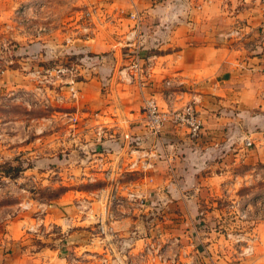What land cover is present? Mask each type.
<instances>
[{"label":"rangeland","instance_id":"1","mask_svg":"<svg viewBox=\"0 0 264 264\" xmlns=\"http://www.w3.org/2000/svg\"><path fill=\"white\" fill-rule=\"evenodd\" d=\"M161 1L136 6L131 0H0V249L47 251L45 262L37 264H264V161L241 166L226 191L209 195L200 207L152 188L142 207L127 195L135 187L127 188L140 179L132 174L144 173L109 177L108 160L100 170L97 158L86 159L95 156L90 140L74 141L78 136L68 131L66 113L78 104L69 99V82L82 90L80 105L86 106V89L97 86L94 74L116 51L90 53L84 41L95 31L105 37L119 19L132 29L131 15L138 12L148 41L158 43ZM185 1H175V8L182 10ZM220 1L227 11V52L263 56L264 0ZM111 2L120 5L116 19ZM212 11L220 15V5ZM114 31L112 38L121 43L125 33ZM119 66L118 71L127 67ZM254 138L250 154L264 158V128ZM158 165L161 188L163 170L171 172L172 166ZM60 170L69 175L63 183ZM64 190L72 208L64 211L68 219L61 233L54 216L45 221L53 212L45 202Z\"/></svg>","mask_w":264,"mask_h":264},{"label":"crops","instance_id":"2","mask_svg":"<svg viewBox=\"0 0 264 264\" xmlns=\"http://www.w3.org/2000/svg\"><path fill=\"white\" fill-rule=\"evenodd\" d=\"M113 1L118 4L124 2ZM131 1L137 6L138 2L148 4L150 0ZM175 1L185 0L160 2L158 43H150L144 26L142 28L139 43L145 51L154 46L160 47L159 51L150 54L144 52L149 59L151 78L143 94L154 98L164 111L177 110L188 102L195 101L204 124L201 137L191 140L185 129L167 123L160 134L163 144L160 143L159 149L156 137L146 127L142 112V93L136 85L128 84L122 79V69L118 71L119 64L129 65V52L132 50L129 47L134 46L133 43L130 46L128 44L134 23L132 29L131 25H124L123 28L120 26L122 19L113 23L105 37H100L95 31L84 41L90 53L112 52L114 49L116 51L112 52L113 55L104 57V64L94 74L97 86H93L90 91L86 89L87 96L91 97L83 102L86 106L80 105L82 97H85L81 90L77 110L66 113L67 126L68 131L73 130L75 136H78L74 141L90 140L88 147L93 148L95 156L86 159L97 158L100 153L107 155V164L117 177L124 178L132 171L129 168L133 159L132 150L141 149L147 153L159 150L161 160L152 159L156 161L155 168L142 175L132 174L134 177L139 175L140 179L132 181L131 188H126L130 190L135 187L131 191L143 194L149 193V188L156 189L159 193L160 189H168L174 195L184 197L180 202L196 208L209 203V195L226 191L229 187L228 178L236 176L241 166L264 161L263 156L250 154V150L255 152V132L260 127L264 128V55L237 56L230 53V50L227 52L222 39L223 21H227L223 17V13H227L222 7L223 1L211 0L210 3H203V0H187L182 10L175 8ZM118 4H109L112 7L110 15H113V11L116 13L114 19L120 16ZM217 5H220V15L212 11ZM153 11L156 13V10ZM262 13L263 11L260 17L263 16ZM217 19L221 22L219 26L216 24ZM246 27L253 30L248 25ZM114 29L125 33L121 43H115L112 38ZM118 44L122 46L118 47ZM125 54L127 58L124 57ZM168 82L171 83L169 86ZM258 109L261 112L255 113ZM70 116L76 119L69 123ZM99 128L104 129L103 136L98 135ZM236 131L237 135L233 136ZM125 134H130L134 142H126ZM137 138L140 140L138 144ZM231 148L236 150L234 156L229 154ZM67 157H78L77 160L80 161L85 158ZM158 162L167 168L170 163L172 166L171 172L163 170L161 188ZM61 174L63 183L69 175L67 172ZM147 179L152 180V183H146ZM67 195L69 191L64 190L58 198L45 202L53 211L45 215V221L49 216H54L58 220L61 233H66L64 226L68 219L64 211L68 212L72 208L66 200ZM15 238L13 236L11 239ZM11 244L14 246L17 243L13 240ZM47 255L50 254L41 249H13L12 253L0 249V264H37L40 259L43 263Z\"/></svg>","mask_w":264,"mask_h":264},{"label":"built area","instance_id":"3","mask_svg":"<svg viewBox=\"0 0 264 264\" xmlns=\"http://www.w3.org/2000/svg\"><path fill=\"white\" fill-rule=\"evenodd\" d=\"M131 20L134 22V27L128 39V44L130 46L132 45L131 43H133L134 46L129 47L132 48L131 52H129L131 55L129 65L126 67V69H122L120 74L122 79H124L128 84L136 85L142 93V112L148 131L156 137V142L159 144V149L160 143L163 144L160 134L167 123H173L176 126L185 129L191 140H198L203 133L204 124L196 108L195 101H190L177 110L164 111L160 108L159 104L154 98L144 96L143 92L148 86V81L151 78V74L149 72V59L145 57V49L139 43V38L142 35L143 20L138 12L131 15ZM137 40L138 43L136 42ZM170 84V82L167 83L168 86ZM68 85L69 99L78 102L81 98V90L76 87V83L74 81H70ZM70 118L71 120L69 121H74L76 119L73 117ZM104 133V129L99 128L98 135L103 136ZM124 139L130 144L134 142L130 134H125ZM136 142L138 144L140 140L137 138ZM131 155H133V159L129 165L130 170L144 174L154 169L155 162L152 159H160V151L157 149L154 153H147L144 150L135 149L132 150ZM98 156L99 157H97V159L94 161H98L97 166L101 170L106 164L103 163L105 156L103 153H100ZM108 175V171H106L105 176L107 177ZM112 175L113 172L109 175V177ZM127 195L131 200L138 201L140 206H144V202L146 200L145 194L141 192L129 191Z\"/></svg>","mask_w":264,"mask_h":264}]
</instances>
